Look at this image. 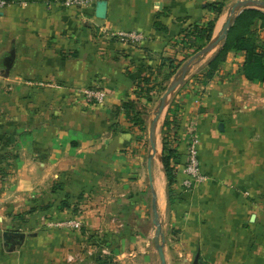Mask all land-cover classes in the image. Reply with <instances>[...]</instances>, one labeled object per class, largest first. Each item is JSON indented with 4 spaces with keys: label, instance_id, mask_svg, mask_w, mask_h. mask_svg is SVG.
<instances>
[{
    "label": "crops",
    "instance_id": "1",
    "mask_svg": "<svg viewBox=\"0 0 264 264\" xmlns=\"http://www.w3.org/2000/svg\"><path fill=\"white\" fill-rule=\"evenodd\" d=\"M16 1L26 5L0 11V264H98L94 249L83 255L84 236L100 226L116 241L121 231H110L115 219L108 213L111 199L103 196L107 190L101 189L99 203L92 196L99 186L123 181L134 152V127L122 104L140 103L147 81L169 84L174 75L166 81V73L193 50L191 34L214 17L207 4L222 2L226 9L237 0H94L83 9L65 8L62 0ZM119 31L143 39L125 44L114 36ZM258 43L264 53L260 30ZM243 62V52H228L206 82L199 70L206 62L199 65L170 103L174 123L167 141L178 155L172 209L188 211L193 221L186 224L202 233L203 244L215 231L216 241L204 245L208 252H196L206 264L229 254L227 233L245 222L252 232L248 247L264 257V85L245 80ZM92 87L105 91L103 103L85 101L83 91ZM189 131L207 180L184 192ZM65 194L69 206L59 210ZM43 206L49 208L37 212ZM23 213L77 218L81 228L50 229L30 239L25 234L7 253L2 233L16 229L6 226L7 218ZM21 225L14 223L19 231ZM26 227H36L35 220Z\"/></svg>",
    "mask_w": 264,
    "mask_h": 264
},
{
    "label": "rangeland",
    "instance_id": "2",
    "mask_svg": "<svg viewBox=\"0 0 264 264\" xmlns=\"http://www.w3.org/2000/svg\"><path fill=\"white\" fill-rule=\"evenodd\" d=\"M230 6L231 5H228L224 13L222 14V18L218 24L214 36L218 32L220 25L223 22L226 12ZM209 57L210 56H207L201 64L203 65V63H205ZM201 64L196 65L195 68H193L192 72L194 71V69L199 68V65ZM155 85H153L154 87L150 95H148V97L142 95V97L140 98L141 102L135 106V110L142 115L141 118L145 122V127L142 131L139 128H134V130L132 131V137H130L132 138L131 141L134 152L130 157L131 159H127L131 161L129 163H126L128 171L125 173V175H123V181L118 182V184L111 183L109 186H99L97 193L93 194L91 200V202L94 204H96V202L99 203V194L105 193L102 192L101 189L103 191H105V189L107 190V192L105 193L107 195L103 194V196L104 198L108 197L111 199V206L108 210V213L109 217L115 219L113 223V225L115 226L114 230L110 229V231L121 232H117L118 237L116 238V241H112L108 240V237L105 234L106 232L102 231L101 229L103 228H100V226H98L97 230L95 229L90 231L91 234L89 233L84 236V256H89L90 254H88L87 251L91 252L92 249H94L93 253H97L98 255H100V257H107L110 260L109 264H160L157 254L154 251L155 242L153 240L154 227L152 224L151 214V195L146 172V158L148 152V124L150 119L152 118V113L156 108L157 101L164 92L159 89V82L155 83ZM167 85V83L162 84L165 89ZM148 98L149 102H147ZM171 100L172 98H170V100L168 101L159 124L157 149L160 148V159L161 127ZM158 168V171L162 174L163 178L162 200H159L157 192L156 194L158 197V208L161 219L163 220L165 231L163 253L166 262L167 264H191L193 263L192 261L197 251H199L203 255L208 252L209 248L206 247L209 244L212 245L213 242L216 241L215 231L211 230L204 235V244L203 241L200 242L201 238H199V236L202 235V233H196L195 231L191 232V225L187 226L186 224L190 221H193L188 211H185L184 208L177 209V211L175 210V208L172 209V205L173 203L175 204V200L173 201L172 205H167L166 178L163 172L161 161ZM154 170L155 169L153 168L152 164L153 186L155 189ZM60 201L61 198L57 199L58 203ZM97 206L99 205H96V207ZM45 210L46 209L41 210L40 207L37 209V212H41V214H43ZM17 215H22V219H18ZM41 216L43 215L35 216L27 215L24 213L16 214L8 218L6 217L7 222H9V225L6 226H8V228L10 229L16 228L15 230H19L18 227L14 226V223H16L17 221L23 223V225H21L22 229L20 231H24L25 234H27L28 239L32 238V236L34 237V234L36 235L42 232H46L50 229L56 231H64L65 229H68V231H77L81 228V220H78L77 218L70 217L59 220L57 219L58 217H51V220H49L47 219V217H44L43 219V217ZM31 218L32 220H35L36 227L34 228L26 227V224L28 223V221H30ZM99 218H101V216H99ZM64 221L78 222L79 226L66 227L58 225L59 223ZM246 224L247 222L242 225L243 227L240 226L239 232L233 231L232 233H227L229 237L232 236V240L230 243L231 247L226 250L229 251V254L226 253L223 255V257H215L216 259L213 261V264H264V257L259 259L256 256L255 250H253L251 247H248L252 237V232L249 230L250 228L245 227ZM243 229L249 230L248 234H245ZM130 234L132 235V238L130 237ZM3 241V250L7 253H11L14 249H16V245L21 246V242L23 240L20 242H15L13 244H8L4 239ZM117 243L118 247L115 246V244ZM255 249L257 251V248ZM260 251L264 253V248H262ZM260 260L263 262H260Z\"/></svg>",
    "mask_w": 264,
    "mask_h": 264
},
{
    "label": "trees",
    "instance_id": "3",
    "mask_svg": "<svg viewBox=\"0 0 264 264\" xmlns=\"http://www.w3.org/2000/svg\"><path fill=\"white\" fill-rule=\"evenodd\" d=\"M206 9L211 12L214 17L208 20L203 27L199 28L196 34H191L193 37V44H191L190 47L193 50L190 53H186L183 59L177 63L172 71L166 73L164 80L169 81V79L176 73V70H178L181 64L185 62L192 55V53H195L204 47L211 40L215 23L223 14L225 5L222 2H213L207 4ZM259 30L264 32V12L256 9H246L242 11L229 29L228 35L221 47L199 69L201 72V80L206 82L212 79L218 69V66L224 62L227 53L234 51L244 53L242 74L245 80L264 85V53L261 51V47L258 43ZM203 35L205 36V39H203L204 41L201 40L200 37ZM146 85V88H141L140 90L142 95L148 97L154 86H150L148 81L146 82ZM163 86L162 84H159V89L165 91V87ZM147 102H149V98L147 99ZM136 105L137 103L128 101L122 104V108L126 112V117L131 123V127L139 128L142 131L145 127V122L141 118V113L135 110ZM170 115L171 109L169 105L161 127V165L166 178L168 206L172 205L174 201L173 185L175 183V167L178 164L177 151L172 149L167 141L168 137L166 131L169 129L170 124L174 123V120H169ZM64 198L65 200H62L59 204V210L69 206L67 203L68 194H65ZM46 208H49V206L41 207V210ZM32 212L34 211L31 210L29 213ZM17 218L22 219V215H17ZM97 261L98 264H109L110 262L107 257L102 256L99 257ZM199 264L206 263L199 258Z\"/></svg>",
    "mask_w": 264,
    "mask_h": 264
},
{
    "label": "water",
    "instance_id": "4",
    "mask_svg": "<svg viewBox=\"0 0 264 264\" xmlns=\"http://www.w3.org/2000/svg\"><path fill=\"white\" fill-rule=\"evenodd\" d=\"M104 2H100L97 7L96 17L103 18ZM246 9H256L264 12V0H237L228 8L223 22L216 35L201 49L193 53L176 71L171 81L167 85L163 94L159 97L156 108L152 113V118L148 124V152L146 158V172L148 179V186L151 195V214L152 224L154 227L153 240L154 251L157 254L160 264H167L163 247L165 243V231L163 220L161 219L158 208V197L153 186L152 164L158 146V132L161 117L166 109L168 101L174 94L184 85L187 78L191 74L193 68L199 64L205 57L212 55L222 45L226 39L229 29L233 25L238 15ZM7 69V68H6ZM254 216L250 217V222H253ZM3 239L8 244L20 242L25 238V233L19 230H8L2 233ZM199 253H196L192 264H199Z\"/></svg>",
    "mask_w": 264,
    "mask_h": 264
},
{
    "label": "built area",
    "instance_id": "5",
    "mask_svg": "<svg viewBox=\"0 0 264 264\" xmlns=\"http://www.w3.org/2000/svg\"><path fill=\"white\" fill-rule=\"evenodd\" d=\"M94 0H62L61 4L65 8H73V9H83L88 7L90 4L93 3ZM19 4L25 6L26 3L23 1H16V0H0V11L5 9L6 7ZM114 36L120 41L125 44L128 43H138L143 39V36L139 33L130 31V32H122L119 31L114 34ZM83 95L85 101L87 103H96L100 104L103 103L105 99V91L100 88H87L83 91ZM188 137V149H187V158L186 162L183 167V179L180 183L181 189L184 192H189L193 188L198 185L203 184L207 177L201 172L199 161H198V151L196 146V138L193 132L189 131L187 133ZM60 226H79L78 222H71V221H64L59 223Z\"/></svg>",
    "mask_w": 264,
    "mask_h": 264
},
{
    "label": "bare ground",
    "instance_id": "6",
    "mask_svg": "<svg viewBox=\"0 0 264 264\" xmlns=\"http://www.w3.org/2000/svg\"><path fill=\"white\" fill-rule=\"evenodd\" d=\"M159 165H160V150L157 149L153 157V168L155 169L154 170V183H155L156 192L159 196V200H162L163 178H162V174L158 171Z\"/></svg>",
    "mask_w": 264,
    "mask_h": 264
},
{
    "label": "flooded vegetation",
    "instance_id": "7",
    "mask_svg": "<svg viewBox=\"0 0 264 264\" xmlns=\"http://www.w3.org/2000/svg\"><path fill=\"white\" fill-rule=\"evenodd\" d=\"M193 260H194V258H193ZM193 262V261H192ZM192 264V263H191Z\"/></svg>",
    "mask_w": 264,
    "mask_h": 264
}]
</instances>
